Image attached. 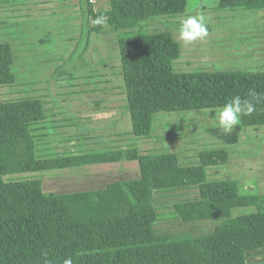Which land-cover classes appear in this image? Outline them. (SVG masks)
<instances>
[{
    "label": "trees",
    "instance_id": "obj_1",
    "mask_svg": "<svg viewBox=\"0 0 264 264\" xmlns=\"http://www.w3.org/2000/svg\"><path fill=\"white\" fill-rule=\"evenodd\" d=\"M93 2L79 0L84 23L105 17L114 31L138 28L151 17L180 15L187 7V0H110L106 10L95 12ZM259 5L264 0L218 1L220 9ZM102 30L95 23L81 39ZM117 46L136 139H151L157 114L219 109L235 96L251 99L252 92L262 97L253 100L254 113L242 115L231 132L220 127L206 132L230 146L244 129L264 126V70L176 72L181 48L169 32L120 36ZM13 62L11 45L0 42V87L16 84ZM45 120L40 99L0 96V264H63L69 257L73 264H246V252L264 248V194H243L237 180L208 179V168L228 163L227 150L202 151L190 166L175 153L141 154L135 148L41 159L37 132ZM123 161L137 163L139 178L100 190L55 195L44 193L39 179H10ZM184 189H196L198 198L174 203L175 216L185 223L220 220L212 234L154 230L155 193ZM242 208L254 211L232 215Z\"/></svg>",
    "mask_w": 264,
    "mask_h": 264
},
{
    "label": "rangeland",
    "instance_id": "obj_2",
    "mask_svg": "<svg viewBox=\"0 0 264 264\" xmlns=\"http://www.w3.org/2000/svg\"><path fill=\"white\" fill-rule=\"evenodd\" d=\"M18 0H0V20L4 24L0 25V40L4 38L5 40H10L12 45L14 62L12 66V72L16 78V84L11 87H0V96L2 100H19L27 97H34L32 94V88L34 84L38 81L40 83H44V80H49L50 71L56 70L54 73V77L52 78H64L68 81L75 79H92V78H100L99 75H92L93 72H88V70H84L83 72H78L81 68L85 69L89 66H94L96 69H107L114 76L115 79L116 74H118V69L116 63L114 62L115 58L119 59V50L117 46V39L120 36H133L139 34H150L158 33V32H169L172 34L174 39L183 46V42L179 38V29H180V20H172L168 17H160L155 18L152 23L142 24L140 28L134 29L132 32H128L129 35H122L120 32L117 34L112 32L111 29L105 24L103 25V30L101 33H91L89 37H86V34L83 35V40L81 39L82 31L86 30L93 26V20L88 22L81 23V27L78 24V29L76 26H71L72 35L78 31L80 32V37L77 40H65V29L66 25L63 21L59 20L54 26L55 30V38L54 39H44V35L42 39L44 41V47L46 51L38 52L32 56L33 59H36L37 63H43L42 68L44 70L37 73L38 81H30L27 82L25 88L22 87L20 82H17L19 69L22 66L20 60L22 56L20 54V43L19 37H16V30H9L10 26L7 25L9 23L10 17L15 18L16 9L9 10L10 5H20L25 4L24 2H19L18 4H14ZM24 1H33V0H24ZM219 0H188L185 19L189 15H197L203 14L205 17V22L207 24L208 34L211 36L210 38L207 36L202 41H196L191 44H185L184 49L189 50L190 56L194 55L192 60L179 62L183 55L174 63V68L176 72H197V71H220V70H232V69H244L248 71H261L264 70V46H260L263 42L259 41L260 39H256L253 36H257L263 32L262 28H256L253 34L250 29L247 27L244 29L243 24L235 23L231 26V30L227 32V27L223 26L224 21L221 17L225 15V12L232 11L223 10L218 7ZM100 5V3H99ZM109 6V2H108ZM107 6V8H108ZM241 9L242 7H238L237 9ZM236 10L235 14L232 16L234 18H238L239 15L249 18L251 16H257L255 10H250L251 12L244 10ZM221 12L222 14H219ZM228 14V12H227ZM11 15V16H10ZM221 15V16H220ZM10 16V17H9ZM58 16V15H57ZM180 16L176 17L179 18ZM216 17V18H215ZM59 18V16H58ZM221 20V22H218ZM215 21V22H213ZM32 22L33 33L29 32V30L25 33L24 39L32 38L31 43L26 42V46H31L29 51H38L40 49V44L42 40L36 39L38 36L36 35V30H38L39 25ZM53 23V22H52ZM12 26V25H11ZM15 27V24L12 26ZM262 29V31H261ZM9 30V31H8ZM215 32L212 36L209 32ZM115 33V35H114ZM93 34V35H92ZM221 34V35H219ZM18 35V31H17ZM7 36L9 38H7ZM88 39V41H87ZM88 42V45L94 44L96 45L102 44V47L105 49L104 53L93 50L95 56L93 59L95 62L91 63L88 58V46L86 50L83 51L82 45L84 42ZM259 41V42H258ZM80 42V44H79ZM73 46L74 50L70 49V46ZM24 50L27 51V48ZM183 50V49H182ZM31 53V52H30ZM116 54V57H115ZM92 61V60H91ZM120 62V60H119ZM179 62V63H177ZM176 65V67H175ZM99 66V67H98ZM32 67V66H31ZM27 71L26 76H32L33 73L30 71V66L27 65L25 67ZM121 71V67H120ZM103 72V71H102ZM49 74V75H48ZM23 74H21L22 76ZM108 74L105 76L107 78ZM68 81L65 83L67 86L65 97L75 96V90L80 93V90L77 87L86 86L82 85H70ZM87 83V84H91ZM19 87V88H18ZM51 93H56V91L60 94V90L58 88L50 89ZM89 92V91H87ZM82 93V91H81ZM220 109V108H219ZM218 109L213 110H203L198 112H188V113H160L154 117L152 132L153 135L150 140H138L136 139L131 132V125L129 121V115L127 111L123 109L122 117L126 119L128 130L115 131L114 134L118 139L119 137H126L128 135L131 136L132 143H127L129 148H138L141 151H150V152H173L178 153L181 161L184 159L192 158V151H197L206 148H214L221 147L222 144L219 140L213 138L212 136L207 134V130L211 128L219 127L216 116L218 115ZM62 114L66 119H71V123H79L80 118L76 113H71L67 111L66 106H62ZM119 114V113H117ZM116 117V116H115ZM114 117V119H115ZM104 119H107L106 117ZM112 119V118H111ZM118 119V117L116 118ZM90 122V120H88ZM113 121L112 123H114ZM106 123V124H105ZM102 124H105L101 127V132L92 127H88L85 124L76 125V128L72 127L66 130V133L69 135H77L76 139L79 141L83 139L92 140L98 148L94 149V153L97 151H103V148H106V142H104L103 138L107 137L109 132V124L106 121H103ZM124 127V126H123ZM122 127V128H123ZM113 133V132H112ZM125 139H128L127 137ZM127 141V140H126ZM238 147L231 153V167L229 168H213L209 172V179L211 180H225L232 179L241 182V192L246 194L250 191H253L257 194H264V126L258 128H247L244 129L240 134V139ZM136 145V146H134ZM143 145V146H142ZM120 148H125V146L121 145ZM81 149V147H80ZM127 149V148H126ZM144 149V150H143ZM75 152H80V150H75ZM147 153V152H145ZM187 153V154H186ZM144 154V153H142ZM81 155V154H79ZM239 155V156H237ZM184 158V159H183ZM114 169H129L130 171H134L137 173V163L135 162H121L114 164L112 168ZM105 168L98 165L92 166H84L78 167L74 170H66V171H50V172H41L36 174H24L18 175L10 179H39L42 182V190L47 194H70V193H78L85 192L91 189H99L101 186L95 187L96 185H92L88 183L90 178H94V175L101 174ZM91 174V175H89ZM93 174V175H92ZM102 177V176H100ZM246 180H250V187L245 182ZM198 197V191L196 189H184L177 192L172 193H160L155 196V203L158 209L159 218L158 222L155 225V230L158 233H167L180 231L187 232L191 234V230H195L197 234L206 233L207 229L204 226L212 225L216 223L214 220L204 222H191L185 223L177 220V216H175L173 212V204L178 201L185 200H194ZM247 212V210H241L237 213ZM219 222V221H217ZM204 223L203 227L201 226ZM184 230V229H186ZM184 230V231H182Z\"/></svg>",
    "mask_w": 264,
    "mask_h": 264
},
{
    "label": "crops",
    "instance_id": "obj_3",
    "mask_svg": "<svg viewBox=\"0 0 264 264\" xmlns=\"http://www.w3.org/2000/svg\"><path fill=\"white\" fill-rule=\"evenodd\" d=\"M109 1L110 0H94V2H93L94 11L99 12L102 10H106ZM19 2H24L25 4H20L17 6L10 5V7H9L10 11L12 9H16L15 15H14L15 18H11L10 17L11 15H10L9 17H10L11 21H9V23H7V25L10 26L9 30H11V31L16 30L15 31L16 37H19V42L20 41L22 42V44L20 43V46H19L20 51H21L20 54L22 56V59L20 60V62L22 63V66L18 70L19 73H18L17 82H20L19 84H21L22 87L25 88V86H26L25 84L30 81V78H31V81H38L37 80V73L44 70L42 68L43 63H37V61H35L36 59L32 58V56L35 55L36 53H38V52L42 53L43 51H46V49L44 47V41L42 39V36L44 35L43 38L47 39V40L54 39L56 33H55V31L53 32L52 30H55L54 26L56 25V23L59 20H61L66 25L65 40H74V39L77 40L80 37L81 33L77 31L75 33V35H72L71 26H76V29H78V24L81 27V23L83 22L84 18H83L82 12H81L79 0H33L30 2L24 1V0H18L14 4H16V3L18 4ZM99 3H100V5H99ZM187 4H188V0H187ZM233 9L234 8L231 9L232 11H227L228 14H227V12H225V15H222L224 17H221V19H223V21H224L223 26L227 27V25H228V27H229V29L226 28L227 32H229L231 30V26L234 24V22L238 23V24L246 25V26H244V29H246L248 27L250 29V31L252 32V34L254 32H256L255 31L256 28H262L263 32L261 34H258L257 36H253V37H255L256 39H260L259 41H261L263 43L259 44V45L264 46V5L242 7L241 9L236 8L237 10H244V11H248V12H251L250 10H255L257 16H251L249 18L243 17L244 15L243 16L239 15V13L242 11H239V13L237 15L238 18H234L232 15L235 14L236 10H233ZM223 10H229V9H223ZM185 12L183 14H180V15L151 17V18H148L143 24L152 23V21L155 18H160V17H168L169 19H172V20H180L181 19V21H183L186 17ZM219 14H222V13L219 12ZM57 15L59 16V18ZM178 16H180V17L176 18ZM90 20H93V19L89 18L87 20L88 24H89ZM31 21H33L34 23L39 25L38 30H36V32H35L36 35L38 36V38H36V39L42 40V43L40 44L41 50H38V51H33V50L29 51L31 46H29V45L26 46L27 45L26 42H28L30 44L32 41V38L29 37V38L24 39V35L22 33V32L26 33L28 30H29V32L33 33L34 30L32 28L33 24ZM213 22H215V21H213ZM218 22H221V20H218ZM181 23L182 22H180V25H181ZM14 24H15V27H12ZM94 24H95V22L93 21V26H94ZM93 26H91V27H93ZM140 27H138V28H140ZM135 29H137V28H135ZM262 29H261V31H262ZM17 31H18V35H17ZM111 31L115 32L117 34V38H118L119 32L122 35H129L128 32L134 31V28L122 30V31H114V30H111ZM115 33H114V35H115ZM209 33L212 36L215 34V32H213V31H211ZM216 35L217 34H215V36ZM219 35H221V34H219ZM208 37L210 38L211 36L209 35ZM7 38H9V37L7 36ZM0 42H7L11 45L10 40H5L4 38H2V40H0ZM178 44L180 45V48H181L180 57H181L182 51H183V55H182L181 59H180V57L178 58V59H180L179 62L184 61V63H186V61L192 60L194 58V55L190 56L191 53L189 51L191 49L185 50L184 49V46H185L184 42H183V46H181L180 43H178ZM69 46H70V49L74 50L73 46H71V45H69ZM11 47H12V45H11ZM25 48H27V51L24 50ZM94 48L98 52H102V53L105 52L104 51L105 49L102 47V44H101V46L96 45V47L94 44L93 45L89 44L87 57L88 58L90 57V59L92 61L91 60H89V61L91 63L95 62V60L93 59V57L95 56V54L93 52ZM262 56H264V54H262ZM115 57H116V54H115ZM114 62L116 63L117 69L119 71L118 74H116L115 79L113 78L114 76L112 75V73L109 72V70L101 69V68L96 69L92 65V66H89L88 68H85V69L81 68L78 72H83L84 70H88V72H93L92 75H99L100 78H92L89 80H87V79H75V80H71V81H68L65 78H64V80H61L62 78H56L55 79V78H52V76L54 77V73L56 71L53 69L50 71L51 74H50V78H48L49 80H47V79L44 80V83H40L38 81L36 84L31 86L32 91H33L32 94L34 95V97H27V98H38L43 102L44 110H45V118H46L44 124L38 127V132H37L38 135H40V139L37 142V146H36V154L39 158L44 159V158L61 157V156H65V155H78V154L94 153L95 148L99 149L98 145L94 144L95 143L94 141L87 140V139H83V140L79 141V139H76V138H78V137H76L77 135H75V136L69 135L68 133H66V130H68L72 127L76 128V125L85 124L86 126L96 128L101 132V130H102L101 127L106 124V123L102 124L103 121H106L109 124V129L107 131V132H109V134L107 137L103 138L104 142H106V148H103L104 149L103 151L116 150V149H126V148L132 149V148H129V146H127V143L128 144L132 143L130 135L126 136L128 139H125L126 137H122V136L119 137L118 139H116L117 137L114 134L115 131H121V129L127 131L129 128V127H127L126 119L124 117H122V113H121V112H123V109H125L127 111V108H126L127 102H126V96L124 93L123 78H122V73L120 71V62H119L118 57L115 58ZM179 62H177V63H179ZM27 65L30 66V71H31V73H33L32 76H28V75L26 76V74H25V73H27V71L25 70V67ZM175 67H176V65H175ZM174 70H175V68H174ZM242 70H244V69H242ZM21 74H23V75L21 76ZM107 74H108V76L105 79V76ZM65 81H68L70 83V85H73V84L82 85V84H84L86 86L77 87L80 90V93H78L74 88V91L76 93V94H74L75 96L65 97L64 95L66 93L67 86H69L65 83ZM90 82H92V83L87 84ZM51 88L53 89L54 92H55V89L58 88L61 91L60 94L57 91H56V93H53V92L51 93V91H50ZM81 91H82V93H81ZM87 91H89V92H87ZM62 106H66L68 112L76 113L80 118H82V119H79V123H77V122L71 123V121H72L71 119L64 118L62 111H61ZM117 113H119V114H117ZM127 114H128V112H127ZM105 117L107 119H104ZM114 117H115V119H114ZM117 117H118V119H116ZM88 120H90V122H88ZM113 121H115V122L112 123ZM129 121H130V117H129ZM130 125H131V123H130ZM152 135H153V132H152ZM121 145L125 146V148H120ZM238 145H240V143L230 145V146L222 145L221 147H214V148L203 147L202 149L195 151V153H194V151H192L193 157L189 158V159L183 158L184 161H181V159L179 157L180 155L178 153H175V154L178 156L179 162L182 165L190 166V165H194L198 162V155L202 151L210 150V149H219V148L227 150L228 154H229L228 163L226 165H223V166H216V167L208 168L207 174H208V179H209V172L211 169L218 168V167H222V168L231 167V158H232L231 153H233L232 150L234 151L236 149V147H238ZM134 146H136V145H134ZM80 147H81V149H80ZM77 149L80 150V152H75V150H77ZM135 149H137L141 154L142 153H144V154L173 153V152H169V151L150 152L149 150L148 151H141L138 148H135ZM103 151L102 150L97 151V153L103 152ZM145 152H147V153H145ZM237 156H239V155H237ZM123 162H127V161H123ZM119 163H121V162H119ZM127 163H130V162H127ZM114 164H117V163L96 164L98 166H102V168H105V169H104V171L101 170L102 171L101 174L94 175L95 176L94 178H90V180H88V183H90L92 185H96L95 186L96 188L98 186H101V188L91 189L89 191L104 189L107 187L108 184L113 183V182L130 181V180H135V179L139 178L138 165H137V173H134V171H130L129 169H124V170H121L120 168L114 169V167L112 168V166ZM134 164H135V162H134ZM86 166H92V165H86ZM82 167H84V166H82ZM74 169L75 168L56 170V171H66V170H74ZM89 175H91V174H89ZM100 176H102V177H100ZM209 180H211V179H209ZM225 180H232V179H225ZM250 182H252V181L246 180L245 183L247 185H249V187H250ZM239 183H240V188H241V182H239ZM178 191H180V190H178ZM172 192H177V191L173 190V191L160 192V193H163V194L167 193L168 194V193H172ZM160 193H155L154 202L156 201L155 200L156 194H160ZM246 194H257V193L250 191ZM155 205H156V203H155ZM241 210H247V212L237 213ZM252 211H254L253 208L234 209L232 211V215L236 216L239 214H244V213H248V212H252ZM177 220H180V219L178 218ZM207 221H212V220L197 221V222L206 223ZM214 221L216 223H214L212 225L204 226L203 225L204 223H202V225H201L202 227L203 226L206 228L211 227L210 229H207L206 233L197 234L195 232V230L193 229V230H191V232H192L191 234L193 236H206V235L212 234L214 231V228L216 226H218L221 222L220 220H214ZM217 221H219V222H217ZM181 222H183V221H181ZM189 223H191V222H189ZM187 229L188 228H186L184 230L188 231ZM154 230H155V226H154ZM184 230H182V231H184ZM167 233H181V232L180 231H174V232H167ZM159 234H165V233H159ZM245 262H246V264H264V248L246 252L245 253Z\"/></svg>",
    "mask_w": 264,
    "mask_h": 264
},
{
    "label": "clouds",
    "instance_id": "obj_4",
    "mask_svg": "<svg viewBox=\"0 0 264 264\" xmlns=\"http://www.w3.org/2000/svg\"><path fill=\"white\" fill-rule=\"evenodd\" d=\"M98 25H104L106 23L105 17H98L95 20ZM208 36L207 24L203 14L189 15L181 23L179 29V38L186 45L196 41H202ZM251 99H242L240 96L231 98L226 102L224 106L217 110L218 115L216 120L218 126L226 133L234 130L236 126L241 123V116H250L256 111L255 103L259 102L262 98L259 94L252 92L249 93ZM63 264H73L71 257L63 260Z\"/></svg>",
    "mask_w": 264,
    "mask_h": 264
}]
</instances>
